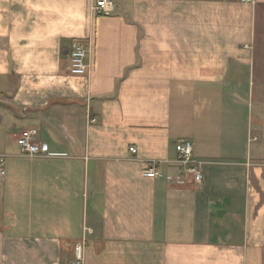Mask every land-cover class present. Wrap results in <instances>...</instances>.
I'll return each mask as SVG.
<instances>
[{
	"label": "crops",
	"instance_id": "obj_1",
	"mask_svg": "<svg viewBox=\"0 0 264 264\" xmlns=\"http://www.w3.org/2000/svg\"><path fill=\"white\" fill-rule=\"evenodd\" d=\"M114 2L0 0V264H264V0Z\"/></svg>",
	"mask_w": 264,
	"mask_h": 264
},
{
	"label": "built area",
	"instance_id": "obj_2",
	"mask_svg": "<svg viewBox=\"0 0 264 264\" xmlns=\"http://www.w3.org/2000/svg\"><path fill=\"white\" fill-rule=\"evenodd\" d=\"M252 0H240L242 3H249ZM114 0H94L92 10L97 16L108 17L115 9ZM87 49L85 44L75 42L72 44L69 52V73L72 76L81 77L87 73ZM91 123H95V119L90 120ZM36 132L34 131H22L18 136L16 143L24 155L37 157L48 154V147L37 141ZM176 159L175 163L180 169L182 174L181 179L192 180L195 184H200L202 181V171L200 163L194 160L192 156V144L186 140L177 141L174 145ZM129 153L135 154L136 149L129 148ZM142 176L148 179H155L159 177L155 163L147 165L142 171ZM5 168L4 159L0 157V182L4 179ZM83 250L84 245L77 243L74 246L73 258L68 264H83Z\"/></svg>",
	"mask_w": 264,
	"mask_h": 264
}]
</instances>
